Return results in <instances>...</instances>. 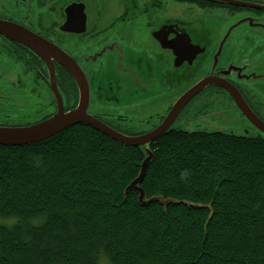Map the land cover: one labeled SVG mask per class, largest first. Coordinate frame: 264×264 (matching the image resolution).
Here are the masks:
<instances>
[{
  "label": "trees",
  "instance_id": "trees-1",
  "mask_svg": "<svg viewBox=\"0 0 264 264\" xmlns=\"http://www.w3.org/2000/svg\"><path fill=\"white\" fill-rule=\"evenodd\" d=\"M144 149L85 123L0 145V264H264V135L168 128L147 204L126 191Z\"/></svg>",
  "mask_w": 264,
  "mask_h": 264
},
{
  "label": "flooded vegetation",
  "instance_id": "flooded-vegetation-1",
  "mask_svg": "<svg viewBox=\"0 0 264 264\" xmlns=\"http://www.w3.org/2000/svg\"><path fill=\"white\" fill-rule=\"evenodd\" d=\"M0 20L77 63L88 85L87 113L109 126L150 132L207 78L165 131L199 111L209 131L264 135L220 85L233 87L264 124V0H0ZM50 60L63 110H71L77 86ZM49 72L36 51L0 33V125H29L57 111ZM148 108L161 111L143 119Z\"/></svg>",
  "mask_w": 264,
  "mask_h": 264
},
{
  "label": "water",
  "instance_id": "water-1",
  "mask_svg": "<svg viewBox=\"0 0 264 264\" xmlns=\"http://www.w3.org/2000/svg\"><path fill=\"white\" fill-rule=\"evenodd\" d=\"M0 33L7 35L9 38L21 43L22 45L36 51L46 62L49 69V80L52 85L55 99L57 101V111L51 116L29 124L22 126H5L0 125V145L3 146H21L26 144L35 143L44 140L54 134L60 132L64 128L75 125L78 123H85L91 126L96 131L109 137L110 139L117 141L118 143L125 146H144L147 156L141 163L140 172L138 176L127 186V190H135L138 193V202L147 204L158 198L145 199V193L140 187V183L143 181L147 166L151 159V153L148 149V144L158 137L165 129L168 127L169 122L174 119V117L179 113L183 106L199 91L207 86L210 79L203 78L188 88L183 92L180 97L174 102L171 110L169 111L165 122L156 127L154 130L144 133L142 135L130 136L123 134L104 122L96 119L92 115L88 114L87 104L89 98V91L86 78L82 71L79 69L77 63H75L66 53L57 47L50 45L48 42L39 39L33 35H30L16 27L12 23H8L0 20ZM50 58L56 60L61 64L67 72L73 78L77 90H78V100L76 106L68 111L63 110L61 99L58 95L55 79L53 74V65ZM224 86L230 94L233 95L237 105L244 111L245 115L250 119V121L255 125L257 129L264 133V124L256 119L249 109L245 106L243 100L238 95L236 90L230 85L220 84ZM221 132L220 130H217ZM163 204L167 203H177V201L166 199L162 200ZM197 205V204H196Z\"/></svg>",
  "mask_w": 264,
  "mask_h": 264
},
{
  "label": "rangeland",
  "instance_id": "rangeland-1",
  "mask_svg": "<svg viewBox=\"0 0 264 264\" xmlns=\"http://www.w3.org/2000/svg\"><path fill=\"white\" fill-rule=\"evenodd\" d=\"M151 87L154 88L155 85L152 84ZM145 88H146V86H144V89ZM210 100H211V98H210ZM203 104H204V102H201L199 105L198 104H194V105L202 106ZM96 107L97 108H103L104 107V108H108V109H113L110 105L103 106V105H100L99 103L97 104ZM159 111H161V110L148 108V109L144 110V112L141 114L142 115L141 117L143 119H145L147 117H151L152 119H155L156 113H158ZM201 111H203V110H201ZM198 112H192V115H190L189 113H183L180 117V119H183V120H181L179 122L178 127H181L183 129H186V130L199 129V130L209 131L210 129L208 127H206L205 121L203 119L204 115H202L200 113L198 114ZM238 133H241V131H239ZM247 133H250V132H247ZM243 135H253V134H243ZM13 221H14L13 219H10V220L7 219L6 220L7 223H12ZM101 259H102L101 262L106 260V258L104 256H101Z\"/></svg>",
  "mask_w": 264,
  "mask_h": 264
}]
</instances>
